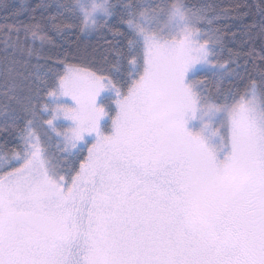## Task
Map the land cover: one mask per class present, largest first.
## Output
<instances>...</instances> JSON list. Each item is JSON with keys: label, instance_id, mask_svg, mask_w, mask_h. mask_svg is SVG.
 <instances>
[{"label": "snow or ice", "instance_id": "snow-or-ice-1", "mask_svg": "<svg viewBox=\"0 0 264 264\" xmlns=\"http://www.w3.org/2000/svg\"><path fill=\"white\" fill-rule=\"evenodd\" d=\"M4 8L0 264H264V0Z\"/></svg>", "mask_w": 264, "mask_h": 264}, {"label": "trees", "instance_id": "trees-1", "mask_svg": "<svg viewBox=\"0 0 264 264\" xmlns=\"http://www.w3.org/2000/svg\"><path fill=\"white\" fill-rule=\"evenodd\" d=\"M38 0H0V25H3L6 21L5 18H7V23L9 24H14L16 22H18L19 20H28V13L25 12L24 14H22L20 17H13L11 15V11L10 10H6L4 8L5 4L8 5H15L17 7H19L22 4H26V5H34L35 3H37ZM187 3L192 4V5H197V4H211L213 6H215V9L217 11H234V6L235 5H243V4H247V5H252L257 3V0H186ZM220 25L222 26H227L228 31L229 32H238L239 35H237V37L235 38V42H232L230 40L228 47L230 48H236L239 46L240 41L243 39V33L245 31L244 29V25L243 23H241L239 20L236 19H226V20H221L219 22ZM49 35V39L52 41L56 40V37L54 35L48 34ZM37 46H40V40L39 38H37V40L35 41ZM46 46H50V45H46ZM104 46V40L102 36H97V35H92L89 36L87 39H84L83 44H81V48L84 49H93V48H101ZM73 47H75V45H73ZM80 64H90L92 63V61L85 57V58H81L79 60ZM203 78H205L206 80H208L209 82L211 81V73L209 72L207 74V76H204ZM209 87L211 88V83H209ZM213 94H215V89H212ZM8 153H0V156H8Z\"/></svg>", "mask_w": 264, "mask_h": 264}, {"label": "rangeland", "instance_id": "rangeland-1", "mask_svg": "<svg viewBox=\"0 0 264 264\" xmlns=\"http://www.w3.org/2000/svg\"><path fill=\"white\" fill-rule=\"evenodd\" d=\"M191 127V126H190ZM6 160L4 159V156H0V167H3L6 164Z\"/></svg>", "mask_w": 264, "mask_h": 264}]
</instances>
